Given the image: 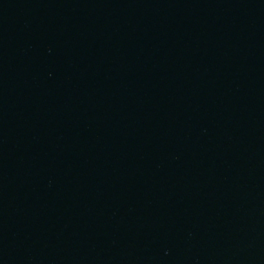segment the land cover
I'll list each match as a JSON object with an SVG mask.
<instances>
[{
	"label": "water",
	"instance_id": "95a60500",
	"mask_svg": "<svg viewBox=\"0 0 264 264\" xmlns=\"http://www.w3.org/2000/svg\"><path fill=\"white\" fill-rule=\"evenodd\" d=\"M0 264H264V0H0Z\"/></svg>",
	"mask_w": 264,
	"mask_h": 264
}]
</instances>
